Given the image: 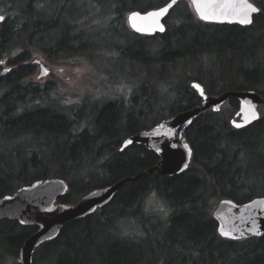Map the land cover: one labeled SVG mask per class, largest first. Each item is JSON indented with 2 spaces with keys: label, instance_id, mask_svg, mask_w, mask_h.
Returning <instances> with one entry per match:
<instances>
[{
  "label": "trees",
  "instance_id": "trees-1",
  "mask_svg": "<svg viewBox=\"0 0 264 264\" xmlns=\"http://www.w3.org/2000/svg\"><path fill=\"white\" fill-rule=\"evenodd\" d=\"M168 1L0 0V60L13 66L0 77V197L61 177L69 192L59 201L75 203L157 165L158 155L144 145L120 147L128 136L200 105L192 80L210 94L252 89L264 97V0H254L261 11L246 27L202 21L180 0L164 33L130 29L129 11ZM35 52L54 63L119 60L124 69L128 61L139 72L126 81L129 97L113 91L69 102L54 83L28 80ZM225 106L235 113L239 102ZM224 107L201 112L187 129L194 154L184 173L128 181L110 203L43 243L34 264H264V237L225 239L212 215L222 198L264 196V105L261 118L241 129ZM152 195L161 208L150 204ZM36 230L0 220V264H12Z\"/></svg>",
  "mask_w": 264,
  "mask_h": 264
},
{
  "label": "water",
  "instance_id": "water-1",
  "mask_svg": "<svg viewBox=\"0 0 264 264\" xmlns=\"http://www.w3.org/2000/svg\"><path fill=\"white\" fill-rule=\"evenodd\" d=\"M179 1L176 0L173 4L172 0H169L161 6L145 11H129L126 17L127 24L131 30L142 35L164 33L165 19ZM187 1L199 19L221 25L250 26L261 11L260 6L253 0ZM169 5L171 7H168ZM249 5L258 11L251 12ZM165 7H168L167 13L159 17L149 15ZM204 16L208 19H204ZM0 17H3L0 19L2 22L4 16L0 14ZM244 19L250 22L241 23ZM160 25L164 28L163 32L159 30ZM33 62L40 67L38 79H43L53 72V69L40 58H36ZM11 70L12 67L2 70L0 77ZM190 84L201 98L200 105L168 116L153 127L128 136L120 147L124 150L134 144L144 145L149 151L158 155L157 165L136 176H127L113 184L95 188L75 203L59 201L69 192L68 182L61 177L38 179L31 184L18 187L13 193L0 197V220H17L22 225L37 227L21 247L18 257L20 264H34V254L43 243L59 237L69 223L84 219L110 203L128 181L138 180L145 174L153 172L169 177L184 173L190 167L194 154L186 131L201 112L209 109L220 112L230 99H235L239 102V108L230 117V123L234 128L248 127L262 116L261 106L264 105V97L256 90H226L220 94H210L201 82L192 80ZM212 215L217 222L219 235L225 239L264 237V196H255L244 202L222 198L213 207ZM224 232L228 235H223Z\"/></svg>",
  "mask_w": 264,
  "mask_h": 264
},
{
  "label": "rangeland",
  "instance_id": "rangeland-1",
  "mask_svg": "<svg viewBox=\"0 0 264 264\" xmlns=\"http://www.w3.org/2000/svg\"><path fill=\"white\" fill-rule=\"evenodd\" d=\"M36 58H40L45 62L53 69V72L43 79H38L40 67L38 64H35V72L28 77V80L34 81L41 86L54 83L55 87H57L58 91L64 97L70 98L69 102H79L82 100V97L86 95L100 96L105 93L113 94V91L114 94L129 97L130 91H128V89L130 84H127L128 82L126 81L135 79L136 72L138 71L137 68L128 61L124 62L123 69V62L119 60L114 64L103 59L100 60L98 64L85 61L54 63L49 61L46 55L35 52L29 62L34 64L33 61ZM0 61H2V63H0V72L10 67L6 58ZM114 69L116 71H114ZM117 69L119 71H117ZM224 110L229 117L234 113V110L230 106H225ZM149 200L151 202L150 204L161 208L162 202L156 196L152 195ZM11 262L12 264L19 263L18 258L14 260L11 259Z\"/></svg>",
  "mask_w": 264,
  "mask_h": 264
},
{
  "label": "snow or ice",
  "instance_id": "snow-or-ice-1",
  "mask_svg": "<svg viewBox=\"0 0 264 264\" xmlns=\"http://www.w3.org/2000/svg\"><path fill=\"white\" fill-rule=\"evenodd\" d=\"M175 2H176V0H172V3H173V4H174ZM168 7H171V5H169ZM168 7H165L164 9H161V10H159V11H157V12H154V13H149V15L154 16V17H159V16H161V15L167 13V11H168ZM249 10H250L251 12H253V13L258 11V9H256L255 7H252L251 5H249ZM135 15H136V14L134 13L133 16H135ZM203 18H204V19H208L207 16H204ZM0 19H3V17H0ZM249 22H250V21H249L248 19H244V20L241 21V23H249ZM159 30H160L161 32L164 31V28H163L162 25L159 26ZM0 63H2V61H0ZM237 126H239V125H237ZM223 235L227 236L228 233H227V232H224Z\"/></svg>",
  "mask_w": 264,
  "mask_h": 264
},
{
  "label": "bare ground",
  "instance_id": "bare-ground-1",
  "mask_svg": "<svg viewBox=\"0 0 264 264\" xmlns=\"http://www.w3.org/2000/svg\"><path fill=\"white\" fill-rule=\"evenodd\" d=\"M123 133V132H122Z\"/></svg>",
  "mask_w": 264,
  "mask_h": 264
}]
</instances>
